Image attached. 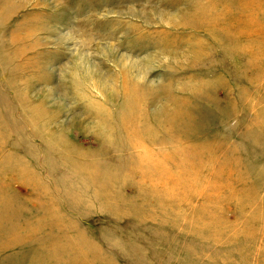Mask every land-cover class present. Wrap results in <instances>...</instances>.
I'll return each mask as SVG.
<instances>
[{"label": "rangeland", "instance_id": "1", "mask_svg": "<svg viewBox=\"0 0 264 264\" xmlns=\"http://www.w3.org/2000/svg\"><path fill=\"white\" fill-rule=\"evenodd\" d=\"M0 264H264V0H0Z\"/></svg>", "mask_w": 264, "mask_h": 264}]
</instances>
